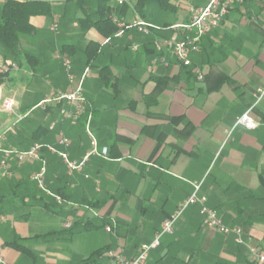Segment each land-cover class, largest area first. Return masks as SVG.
<instances>
[{"label":"crops","instance_id":"0c3cea01","mask_svg":"<svg viewBox=\"0 0 264 264\" xmlns=\"http://www.w3.org/2000/svg\"><path fill=\"white\" fill-rule=\"evenodd\" d=\"M208 1L171 0L174 10L149 6L139 14L126 0L127 8L113 14L129 26L121 36L82 30L87 14L97 19L96 6L59 2L52 16L31 19L34 33L21 45L36 61L23 60L0 85L1 149L26 151L37 142L57 146L63 133L70 160L81 162L92 149L85 129L92 114V133L100 150L108 148V158L91 157L70 174L61 157L42 151L46 187L65 200L61 204L31 181L41 162L11 160L12 176H0L4 264H108L105 253L96 255L101 249L133 258L193 194L195 183H202L207 206L225 225L242 229L244 244L205 227L200 206H192L174 234L151 251L148 264H257L250 249L264 251V99L251 112L257 129L235 124L264 87V1L234 5L201 40L192 66L184 67L172 42L185 39L193 11ZM137 22L151 25L150 33H142ZM63 56L72 62L74 84ZM14 62L0 42V65ZM87 68L91 76L82 82ZM81 82L88 113L77 124L61 121L66 103L41 105ZM11 99L14 110H2ZM37 106L44 107L47 124L23 125L22 116ZM54 121L59 123L50 130Z\"/></svg>","mask_w":264,"mask_h":264},{"label":"built area","instance_id":"2783aa9c","mask_svg":"<svg viewBox=\"0 0 264 264\" xmlns=\"http://www.w3.org/2000/svg\"><path fill=\"white\" fill-rule=\"evenodd\" d=\"M126 0H118L120 5H123ZM254 0H209L207 5L199 7L193 11L191 20L188 24L184 26L186 32L188 33L184 40L178 42H172L173 50L176 59L184 67H191L192 60L191 56L194 53L199 52L201 40L207 35L211 34L216 28H218L223 21V19L228 15L231 8L236 4H244ZM264 1V0H258ZM120 30L117 35L121 36L123 31L129 26L123 22L117 21ZM136 27L144 34H149L151 25L137 22ZM53 30H57V22L53 25ZM109 39L106 43H109ZM170 44V43H166ZM158 49H161L159 43H156ZM63 65L68 73V79L71 84H74L75 77L72 74V62L68 57H62ZM18 66L15 63H4L0 65V75L16 72L18 71ZM198 80L204 79V74L200 70L195 71ZM91 76V69L87 68L83 74L82 82ZM82 82L79 83L72 91L62 92L56 91L50 98L45 99L41 102V105L55 104V103H66L68 109L61 110V121L68 120L71 124H77L83 115L88 113V101L84 94L82 88ZM264 99V87L259 88L255 94V103L253 107L240 117L236 124V127H244L248 130H255L258 128L257 121L251 116L253 109L259 105V103ZM17 106L14 100H6L2 105V110L11 112ZM22 119V118H21ZM92 114L88 115L86 124V133L91 140L92 149L83 158L81 162H74L70 160L68 148L70 146V140L63 133L59 134L57 146L61 147L63 150L59 149L55 145L35 143L28 150L22 151L16 148L11 149H1L2 159L0 161V176L3 178L12 176L11 160H16L19 164H24L27 161H39L41 162V168L39 171L32 173L31 181H33L39 190L44 192L46 195L54 198L58 203H64L65 200L58 194L51 192L46 187V173H47V163L41 157V153L47 150L51 153L57 154L65 162L68 172L70 174L81 171L91 157H101L104 159L108 158V148L99 149L98 142L91 130ZM59 121H54L50 125V130H54ZM233 130L228 133L227 142L231 139ZM0 136V145L2 141ZM226 142V143H227ZM202 183L194 184V192L189 196L183 203H181L177 211L168 218L161 228V230L156 234L155 239L150 244L142 245L138 251V254L133 258L126 257L122 251H109L106 254L108 259V264H148L149 255L152 250L158 248L161 244L162 238L166 235H173L175 232V225L177 221L181 218L183 213L192 206H200V214L203 217V225L205 227L218 230L225 235H233L235 242L237 244H244L243 231L240 227L234 226L230 227L223 223L220 219L218 213L207 206L208 198L201 194ZM4 220V217L0 218ZM67 227H71V223L67 224ZM108 232H112L110 227H106ZM252 257L255 258L257 264H264V251L258 248L251 247ZM4 259L0 255V264H4Z\"/></svg>","mask_w":264,"mask_h":264},{"label":"trees","instance_id":"16d2710c","mask_svg":"<svg viewBox=\"0 0 264 264\" xmlns=\"http://www.w3.org/2000/svg\"><path fill=\"white\" fill-rule=\"evenodd\" d=\"M134 3V9L143 14L149 6H156L163 10H174L171 0H128ZM74 2L81 6L93 8L96 6L98 17L93 19L91 14L80 21L83 31L92 27L106 37H110L119 31L114 13L127 8V4L112 5L113 0H5L2 6V18L0 21V42L8 54L17 62L18 68L23 60L33 63L36 58L31 53L22 49V38L34 33L31 19L36 16H52L55 3ZM120 21V20H119ZM0 75V85L8 81L9 75ZM38 143V142H37ZM35 144V143H34ZM107 249H101L96 255L108 253Z\"/></svg>","mask_w":264,"mask_h":264},{"label":"rangeland","instance_id":"374dc122","mask_svg":"<svg viewBox=\"0 0 264 264\" xmlns=\"http://www.w3.org/2000/svg\"><path fill=\"white\" fill-rule=\"evenodd\" d=\"M22 120H24V122L22 123L23 125H28V124H33L35 121H39V120L40 122L47 124L48 119H47V115L44 112V107L37 106L33 108L31 107V109H29V112L27 114L25 113V116H22L21 121ZM56 247L61 248V246H56Z\"/></svg>","mask_w":264,"mask_h":264}]
</instances>
